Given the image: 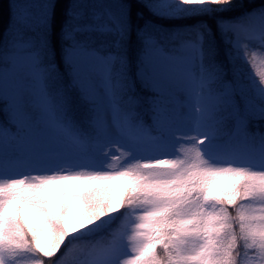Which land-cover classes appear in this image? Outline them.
Returning a JSON list of instances; mask_svg holds the SVG:
<instances>
[{"label": "snow or ice", "instance_id": "1", "mask_svg": "<svg viewBox=\"0 0 264 264\" xmlns=\"http://www.w3.org/2000/svg\"><path fill=\"white\" fill-rule=\"evenodd\" d=\"M0 264H264V0H9Z\"/></svg>", "mask_w": 264, "mask_h": 264}, {"label": "trees", "instance_id": "2", "mask_svg": "<svg viewBox=\"0 0 264 264\" xmlns=\"http://www.w3.org/2000/svg\"><path fill=\"white\" fill-rule=\"evenodd\" d=\"M8 3L9 0H0V31L3 30V28L7 24L8 20ZM62 7L64 4L67 3V0H61ZM237 3H239V0H237ZM197 22V20L192 19V20H176V21H162L160 22L163 27L165 28H177L181 27L185 24H192ZM225 60V63H227V58L226 55L222 57ZM150 122V121H149ZM60 187V185H57V189Z\"/></svg>", "mask_w": 264, "mask_h": 264}, {"label": "rangeland", "instance_id": "3", "mask_svg": "<svg viewBox=\"0 0 264 264\" xmlns=\"http://www.w3.org/2000/svg\"><path fill=\"white\" fill-rule=\"evenodd\" d=\"M244 68H245V72H246V73H249V74H250V73L252 72V70L250 69L249 66L244 65ZM9 175H13V176H14V175H16V173H11V174H9Z\"/></svg>", "mask_w": 264, "mask_h": 264}]
</instances>
